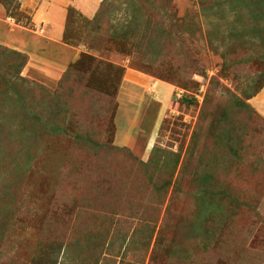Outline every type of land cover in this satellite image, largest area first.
I'll return each mask as SVG.
<instances>
[{
  "label": "rangeland",
  "instance_id": "obj_1",
  "mask_svg": "<svg viewBox=\"0 0 264 264\" xmlns=\"http://www.w3.org/2000/svg\"><path fill=\"white\" fill-rule=\"evenodd\" d=\"M50 1L0 2V264H264V0Z\"/></svg>",
  "mask_w": 264,
  "mask_h": 264
},
{
  "label": "trees",
  "instance_id": "obj_2",
  "mask_svg": "<svg viewBox=\"0 0 264 264\" xmlns=\"http://www.w3.org/2000/svg\"><path fill=\"white\" fill-rule=\"evenodd\" d=\"M9 1L10 0H0V2L1 3H3V5H6V4H8L9 3ZM129 1H131V0H129ZM244 1V0H243ZM254 0H250V2H253ZM101 3L102 4H104L105 3V1L104 0H102L101 1ZM101 4V5H102ZM131 31H132V29L130 30V31H125V35L127 36V37H129V35L131 34ZM123 37H125V36H123ZM4 51H7L8 52V57H9V59L12 61V64H13V69H14V71L15 72H17L18 74L15 76V75H12V76H10V79H8L7 80V82L8 83H10V82H12L13 83V81H15V80H22L23 78L22 77H20V75H19V71H20V69L23 67V65L25 64V56H24V54H21V53H18V52H16L15 50H4ZM225 66H226V63L224 64ZM72 68H74L73 67V65L71 66V69ZM262 75H263V78H264V71L262 72ZM20 77V78H19ZM264 85V79H263V81L260 83V85H259V87L261 88L262 86ZM258 90V87L256 88V90H253L251 93H254V92H256ZM250 93V94H251ZM240 106H246L245 105V103L242 101V102H240ZM155 161H157L156 159H155ZM176 163H177V159H174V161H173V165H172V168H175V166H176ZM202 173V171L198 174V175H200ZM197 193H198V195L199 196H201L200 198L202 199V203H203V206L204 207H208V210L207 211H211V212H216L217 213V211H216V205H214L213 203H212V201H211V199H212V197L210 196V195H208L206 192H205V190H204V186H202L201 188H198V190H197ZM218 195H219V197H220V202L225 198V197H227L229 200H228V202L232 205V203H234L235 205L233 206L232 205V207L230 208V209H232L233 210V208H236L237 207V205H243V204H240V202L239 201H237L236 200V198H235V196L233 195V194H230V193H225L224 194V192L222 191V190H220V191H218ZM219 203V202H218ZM239 203V204H238ZM220 205H221V210H223V209H225V206L223 207L222 206V204L220 203ZM17 207H18V205H17ZM14 212H18V209L17 208H15L14 209ZM216 216V215H215ZM233 217V215H231V216H229V217H227L226 216V220L228 221V220H231V218ZM130 241V245L132 246H134V244H136V242H135V240H129ZM66 247H65V253L63 254V256L65 257V258H67L68 259V257H69V255H68V252H66ZM60 255V252H59V249H57V250H55V248H53L52 246H50L49 247V249H47V250H41L40 252H39V254H37L36 256H35V258H34V260L32 261V263L31 264H53V260L54 261H56L55 260V257H58ZM56 263V262H55Z\"/></svg>",
  "mask_w": 264,
  "mask_h": 264
},
{
  "label": "crops",
  "instance_id": "obj_3",
  "mask_svg": "<svg viewBox=\"0 0 264 264\" xmlns=\"http://www.w3.org/2000/svg\"><path fill=\"white\" fill-rule=\"evenodd\" d=\"M64 1L63 0H57L50 2H45L42 4H39L33 11L31 12V15L33 17V22L35 24L38 23L39 26L45 25H56V27H60V31L58 33H52L49 32L48 34H45L44 38L47 41H50L52 43L61 44V37H62V31H63V24L65 22V9H64ZM70 3H72L73 7L78 10V12L84 16L81 9L76 4V0H70ZM100 3V2H99ZM46 7V8H45ZM45 8V9H44ZM1 14V13H0ZM85 17V16H84ZM11 22H6L5 20L0 18V37L1 40H3V43H9L12 44L13 40H16L13 38V31L16 29L22 30L20 27H16V25H10ZM1 31L4 33L1 34Z\"/></svg>",
  "mask_w": 264,
  "mask_h": 264
}]
</instances>
